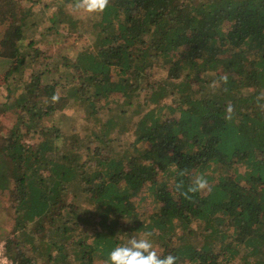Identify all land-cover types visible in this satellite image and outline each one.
<instances>
[{
    "label": "trees",
    "instance_id": "trees-1",
    "mask_svg": "<svg viewBox=\"0 0 264 264\" xmlns=\"http://www.w3.org/2000/svg\"><path fill=\"white\" fill-rule=\"evenodd\" d=\"M39 4L0 0L13 263L106 264L151 231L177 264H264V0Z\"/></svg>",
    "mask_w": 264,
    "mask_h": 264
},
{
    "label": "clouds",
    "instance_id": "clouds-1",
    "mask_svg": "<svg viewBox=\"0 0 264 264\" xmlns=\"http://www.w3.org/2000/svg\"><path fill=\"white\" fill-rule=\"evenodd\" d=\"M109 5V0H76L75 8L88 14L102 13ZM57 99L53 96V100ZM208 187V180L202 176H196L183 195L196 193ZM127 238L117 241L106 253V264H177L178 256L171 252L162 254L157 251L152 240L153 233L145 231L137 236L132 232ZM0 264H8L7 257H0Z\"/></svg>",
    "mask_w": 264,
    "mask_h": 264
},
{
    "label": "rangeland",
    "instance_id": "rangeland-1",
    "mask_svg": "<svg viewBox=\"0 0 264 264\" xmlns=\"http://www.w3.org/2000/svg\"><path fill=\"white\" fill-rule=\"evenodd\" d=\"M51 1L52 0H40V4L38 5V7L39 8L41 7V10L43 9L42 11H44L45 14H49L51 12V9L49 8L48 3L50 4ZM59 29H61V30H59V33H61V34H59V39L61 41L60 44H62V39H65L66 35L68 36V33H66V30H64L63 27L62 28L60 27ZM1 30H2V26H0V39H1V35H2ZM60 44L56 43L55 48L57 46L61 47ZM7 68H8V66H6V64L3 62V59L0 58V74L4 73ZM2 82H4V78H3V76L0 75V94L4 95V94H2V91H3V88L1 87ZM66 112H67V115L76 118L73 125H76L77 128L81 129V114H79L77 112V108L73 107L70 109H66ZM12 122L13 121H11L10 118H6V116H3V117L0 116V135L1 134L6 135L7 133H9L11 126L13 124ZM1 245H3L4 249H2ZM0 248H1L0 251L6 252L4 241H0Z\"/></svg>",
    "mask_w": 264,
    "mask_h": 264
},
{
    "label": "built area",
    "instance_id": "built-area-1",
    "mask_svg": "<svg viewBox=\"0 0 264 264\" xmlns=\"http://www.w3.org/2000/svg\"><path fill=\"white\" fill-rule=\"evenodd\" d=\"M1 246H2V249H4L3 245H1ZM0 257H7L8 258V264H13V261L9 258V256L6 254L5 251H0Z\"/></svg>",
    "mask_w": 264,
    "mask_h": 264
}]
</instances>
